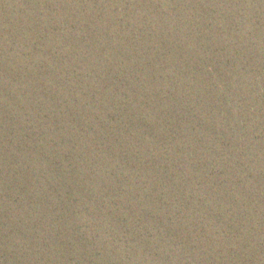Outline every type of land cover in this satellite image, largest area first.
Listing matches in <instances>:
<instances>
[{
	"label": "water",
	"instance_id": "1",
	"mask_svg": "<svg viewBox=\"0 0 264 264\" xmlns=\"http://www.w3.org/2000/svg\"><path fill=\"white\" fill-rule=\"evenodd\" d=\"M0 264H264V0H0Z\"/></svg>",
	"mask_w": 264,
	"mask_h": 264
}]
</instances>
